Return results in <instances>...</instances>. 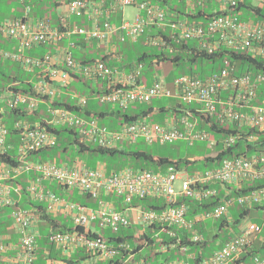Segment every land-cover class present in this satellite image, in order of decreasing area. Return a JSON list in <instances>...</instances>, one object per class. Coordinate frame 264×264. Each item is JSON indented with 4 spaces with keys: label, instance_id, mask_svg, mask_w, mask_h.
<instances>
[{
    "label": "built area",
    "instance_id": "1",
    "mask_svg": "<svg viewBox=\"0 0 264 264\" xmlns=\"http://www.w3.org/2000/svg\"><path fill=\"white\" fill-rule=\"evenodd\" d=\"M216 1L220 4L221 14L214 15L206 26L201 23L179 25L182 33L180 39H200L201 47L210 53L223 46L233 50L248 51L252 56L264 59V22L243 21L239 19L238 14L232 13L233 8L242 0ZM135 2L136 0L93 2L73 0L69 2L68 13H89L95 23L93 29L74 26L73 29L61 31L59 28L53 27L45 18L7 20L0 25L1 32L9 37H17L20 40V45L16 52H8L5 56L21 62L27 69L44 67V72L34 86L36 93L42 97L53 98L57 93L56 84L67 83L71 74L76 73L86 79H103L108 82L107 90L98 96L101 103H112L127 109L132 103H151L155 98L177 97L185 104L200 105L201 107L197 106V111L216 116L222 123L231 122L244 128L264 129V98L261 104H252V101L257 98L259 84L264 82V75L253 76L249 73L239 75L236 73L235 63L232 65L229 60L226 63L230 66H226L220 72L204 79L188 74L176 77L172 83L173 88H170L165 84L160 73L157 74L151 85L139 82L142 64H139L130 74H122L102 60L91 63L79 62L67 51L65 54L66 71L58 67V58L55 55L48 53L41 59H33L24 54V50L27 48L47 42H58L71 32L83 34L88 40L96 39L103 42L110 41L115 32L119 34L122 32L120 34L122 39L124 33L135 36L145 30L146 22L140 16H137L132 23L124 22L119 28L109 21L111 13ZM262 4L263 1L259 5L262 6ZM140 7L147 9L149 20L154 19L160 23L165 21V13L157 6H150L145 2L141 3ZM27 10L29 12L30 8L28 7ZM100 18L103 19L102 22ZM66 23V18L63 17L64 27H66ZM205 37H208V40H205ZM161 43L165 44L166 42L162 41ZM222 94H226V96L222 98ZM77 99V104L81 106L88 102V98L83 95H77ZM9 102L11 106L27 103L30 109H34L39 103V98L29 99L27 96L19 94L11 96ZM243 108L245 109L243 110ZM50 110L56 120V122L51 120L50 123L73 127L77 129L79 137L83 140L96 143L103 148L116 147L122 137L132 141L143 139L150 144L174 142L179 139H187L190 142L198 139H212L213 143L210 146L215 147L214 145L217 144V140L211 138L208 131L197 129L196 122L189 119V116L193 115L191 112L178 120L172 119L167 124L138 119L128 122L119 130H110L101 125L96 118H86L69 108L53 105L50 106ZM179 124L183 127L180 128ZM15 129L21 133L22 142L19 152L23 156L57 144L55 134L46 128L29 127L18 121L15 124ZM7 134V127L0 123V148L4 146ZM240 137V134L226 137L222 141L223 148L229 147ZM217 154L216 150V153L210 156L215 157ZM32 169L40 174L27 187L32 200L47 201L48 212L55 211L62 204L64 209L72 214L75 226L82 227V230L79 231L52 232L49 234L50 242L65 249L82 247L92 256H97L100 259L115 257L120 249H128L129 244L125 242L111 244L101 235H90V225L95 220H98L101 226L110 227L115 232L129 226L149 227L160 224L164 227H180L191 232L192 240L201 241L203 236L195 229L201 221L220 218L235 203L249 206L264 201V188L236 197L226 194L223 195L222 203L215 206L213 210L197 214L192 218H189V205L185 202L177 203L180 197L203 200L219 195L218 188L209 186L210 183L218 182L223 186L234 184L239 189L246 182L264 180V152L260 151L252 155L245 154L225 158L217 167L192 172L180 169L173 164L161 172L130 167L108 173L101 167L91 169L79 163L62 165L52 160L23 161L16 168L0 164V179L7 178L10 170H14L18 174ZM45 178L57 181L65 187H77L82 192H87L97 199V207L89 208L83 204L60 203L57 196L46 190L42 184V179ZM178 180H182L179 190L176 189ZM14 190L21 192V189L18 188ZM10 192V187L0 184V204L13 205L15 203L12 196L9 195ZM102 193L116 194L121 197V209L102 198ZM146 198L163 199L165 205L156 210L145 209L134 203V199ZM36 211L35 205L30 209L19 207L12 211V220L20 233V244L16 254L12 258H7L9 264H33L37 238L35 226L38 215ZM170 231L173 232V230ZM262 231V225L252 223L245 225L241 234L228 240L220 249L205 259L204 264H233L236 257L251 245L255 235ZM174 235L173 232L171 236ZM8 249L9 244L0 237L1 260L2 257L5 259L3 252ZM2 253L3 255H1ZM89 262L85 264H90ZM252 264H264V256L257 257Z\"/></svg>",
    "mask_w": 264,
    "mask_h": 264
},
{
    "label": "trees",
    "instance_id": "2",
    "mask_svg": "<svg viewBox=\"0 0 264 264\" xmlns=\"http://www.w3.org/2000/svg\"><path fill=\"white\" fill-rule=\"evenodd\" d=\"M174 1H177V0H151L149 1L148 4L150 6H159L160 8H162L164 12L167 14V18L170 21V23L176 22L178 20H187L188 22H197V23H201L206 26L208 25L209 21L212 19L214 15L220 14L221 12L219 11V2L216 0H209L205 2L204 4L199 3L198 0H194L195 2H194L193 10H187V6L185 5L186 1L184 0L180 1L181 3H178V4H173ZM246 9L255 14L256 21L264 22V1H263L262 6H260L258 4H254L253 2L249 0H242L237 3V5L233 8L231 12L234 14H238L239 19L243 20L242 17ZM8 19L9 18L2 19V20L0 19V25ZM152 24H156V25L151 26L150 32L149 30H147V27H148L147 26L145 30L141 32L140 34L138 33L135 36H130V39H133L135 41H137V39L140 36H145L147 38V43L145 44V46L153 47V51H145L139 56L137 61H134V62L130 61V63H128V67L130 68V70H132V68L134 67L132 71H134L139 66V64L144 65L143 70H148L151 68L155 69L158 66L160 67L164 65V63L172 64V65H180V64H186V63L188 64L200 63V70L198 72L194 71V69L191 68L188 74L204 79L214 73L220 72L226 66H230V64L226 63V61L229 60L232 63V65L235 63V70H236V73L239 75L246 74V73L253 74V76H256L257 74L264 75V59L260 57L252 56V54L248 53V51L233 50V49L220 46L216 50L210 53L206 49L201 47L200 39H196V38L195 39H191V38L180 39L179 33H177L176 31H173L172 27L170 26H167L166 28L162 27L160 24L157 23L156 20H154ZM1 34L2 32L0 28V35ZM160 40L166 41L167 46L160 43ZM205 40H208V37H205ZM155 41H157V44L154 43ZM117 54L120 55L119 52ZM108 57H109L108 55L104 56L100 60L104 61L108 66L114 67V64L116 62L115 61L109 62ZM206 62H209L212 65L210 71L208 69H207L208 71L206 70ZM218 62L220 63L219 70H217L216 66H214ZM88 63H91V61H89ZM36 70L37 68L34 71ZM0 74H1V69H0ZM143 74L144 73H142L139 78V82H142V83L146 81V78H145L146 76L145 74L144 75ZM155 74L157 75V72ZM17 76L20 78H18ZM155 76L154 78H156ZM73 77L78 78L79 75L77 76L75 75ZM79 80H82V79L79 78ZM86 80H92V79H86ZM98 80L100 81L101 79H98ZM102 81L105 82L106 80L102 79ZM68 86H69L68 83H66L65 85L63 84L64 88H67ZM6 89H9L13 93V96L22 94V95L27 96L29 99L35 97V98H39L40 100H47V98L42 97L39 94H37L36 91H34L33 83L30 81L24 80V76H21L20 72H18L16 76H13V80L10 85L6 87H0V123H5V125H7L9 129V135H10L13 133H19V131L15 129L16 122H18L19 120H23L30 124L35 119L34 116L39 118V116H41L40 115L41 113L39 112L38 109H30L27 103H24V105L19 103L15 106H11L9 102L10 95L9 93L7 94L5 93ZM75 91H76V94L85 95L83 93H80L78 90H75ZM263 92H264V82L259 84L257 98L252 101V104H261L264 98ZM100 93H101L100 91L98 92L94 90L93 92H91V94L86 95L88 97V102L83 106L75 104L72 101H68V102L53 101V104L57 106L59 105V106L69 108L77 112L78 114L83 115L86 118L105 119L106 117L110 115H115V116H118L119 118L121 116V122H120L121 126L127 124L129 121H136L138 119H147L150 115H153L155 113H160V112L164 113L165 110H169V108L167 107L157 108L153 105V103L147 104L148 105L147 108H142L140 109V111L134 112V114L129 113L130 107H128L127 109H124V108L119 107L118 105L117 106L112 105L110 109H98L99 104L97 103L96 97ZM224 97H225V94H222V98ZM123 109L125 110V112ZM172 110L174 111L173 113L175 114L174 116L176 117L186 114L188 110H191V111L193 110L197 114L200 115L202 123L199 121L198 126H197L198 129H203V130L208 131L211 134L212 138L217 140V144H215L214 146L217 148L218 154L215 157L207 155L203 157H195L193 159L182 160V159H173V158H169L166 156H156L152 154L151 152H148L145 150L128 152L126 150H122L117 147L111 148V149L103 148V147H100L96 143L83 140L81 137H79L77 133V129L73 127H69L65 125L57 126L49 122H45L44 119L41 120L42 126H44L48 131L54 132L57 135L58 137L57 145L52 148L50 147L44 150L33 151L29 153V155L34 154V153L36 154L42 153L44 151L57 148V147H61L65 151L68 149L69 146L73 145L80 152L89 151V152H94V153L99 152L102 154L108 153L110 155L130 154L136 160H142L145 162L146 166L142 164L140 168L149 169L151 165H156V169H157L156 171L161 172V171H164L165 168H167L171 164L176 165L179 168L187 169L189 171H195V170L205 171L207 169L219 166L221 162L223 161V159L225 158H230L233 156L245 155V154L250 155L252 150L255 151V153L257 151L264 152V129L260 130L258 128H248V127L244 128V127H240L237 124L231 123V122L222 123L217 119L216 116H212L204 112H198L192 106H188L183 103H178L174 105ZM180 127L182 128V125ZM238 134L241 135L240 138H238L229 147L223 148L222 141L226 137L231 136V135H238ZM250 137H254L255 140L250 141L249 139ZM50 159H46V160L41 159L40 161H47ZM202 161L203 163L201 165ZM21 163H22V160L20 158V155L18 153H15L12 149L8 148L7 145L0 148V164L1 165L7 164L9 166L16 168ZM193 165H196V166H193ZM20 173L23 174L25 173V171H22ZM39 176H36L34 179L31 180V182L33 180H36ZM12 180H15V182H17L16 179H12ZM12 180L9 177L0 179V184L6 185L11 188V192L9 193V195H11L13 199H14L13 195L16 192V191L14 192L15 188L21 189V191L25 193L26 191L29 192L27 190L28 186L22 187L19 183H17L16 185H13V183L11 182ZM220 184L221 183H218V182L209 184V186H214L215 188H218L219 195L217 196H214L208 199H203V200H196V199H190L186 197H180L177 203L185 202L189 205V210H190L189 218H192L197 214L209 212L210 210H213L215 206L222 203L224 191L222 190ZM227 186L232 191L230 195L232 197H235L241 194H248L249 192L259 189V188H264V181L257 180V181H252V182H246L242 185L241 188L237 189V187H234L233 190H232V187H233L232 185H227ZM116 198H118V196L116 195L111 196V199L116 200ZM137 202L138 204L142 205L145 209L159 210L163 208L165 205L163 199H154V198L137 200L134 203H137ZM43 204H45V207H43ZM33 205L37 207L36 212H37V215L40 216L42 215L41 214L42 208H44L47 211L48 202L45 200H39V201L32 200L31 206L27 207V209H30V207H32ZM3 206H15L14 209L22 207L19 204H17V202L14 203V205L0 204V215L2 213ZM253 206L262 208L260 203H255ZM117 208L120 209L121 207L120 208L117 207ZM250 209H251L250 207L244 206V211H242V214H240V218L237 219L235 222H233L232 225L236 227L239 226L241 223V219L249 213ZM48 216L50 215L49 214L47 215L46 212L43 215L45 219L49 220L50 222H53V219ZM220 219L221 220H220L219 227H224L225 224L226 225L229 224V220L224 215H222ZM131 227L132 226H129L128 228H131ZM151 228L157 231H161V230L165 231L162 234V237H161L162 240H160L161 245L163 244H166L167 246L173 245L175 247H178L179 250H181L184 247H190V246L197 245V244L204 247L207 245L206 243H208V240L206 238L205 240L203 238L201 241L192 240L191 232L184 228L164 227L160 224L152 225L150 226V229ZM80 229H81L80 227L74 226V227H69V229L66 228L63 231H67V230L68 231H72V230L79 231ZM195 229L196 231L202 234L203 229L200 226H196ZM170 230H173V232L175 233L174 236H171L169 234ZM123 231H125L124 228L119 233L109 234L106 237H104L102 234L100 235L106 238L109 243H115V244H118L120 242L129 243V249H120L119 253L114 258L107 260V261H102L96 264H121L123 256L124 255L126 256L127 253L131 251L130 246L132 242H134L133 239L134 238L136 239V237L133 235V232L125 236ZM149 234L153 235L154 231H150ZM90 235L96 236L98 235V233H91ZM215 236L217 237L218 234L216 233L214 237ZM0 237H2L3 240H5L3 235L0 234ZM138 238H139L138 239L139 242L144 241L145 244L147 243L151 245V244L156 243V240L154 238H150V235H148L146 231H144V233L141 234L140 237ZM143 244L144 243L140 245H143ZM138 246L136 245L135 248H137ZM248 249L249 248L247 247L242 252V258L239 260H235L233 264H240V260L246 261V263L244 264H252L254 260L257 257H259L258 253L260 251L263 252V256H264V241L261 243H258L256 251H255L256 248L250 251H248ZM84 252L86 255L84 259H86L89 257V253L86 251ZM3 253L7 254L8 250L4 251ZM3 253L1 255H3ZM162 254L163 253L155 252L154 255H151V258L162 255ZM167 255H168L166 256L167 259L175 256V254L174 255L167 254ZM197 258L200 260L204 257L198 256Z\"/></svg>",
    "mask_w": 264,
    "mask_h": 264
},
{
    "label": "crops",
    "instance_id": "3",
    "mask_svg": "<svg viewBox=\"0 0 264 264\" xmlns=\"http://www.w3.org/2000/svg\"><path fill=\"white\" fill-rule=\"evenodd\" d=\"M12 2L9 3L7 0H0V7L3 5H6L9 7L10 11H8V14L5 15L3 18L1 17L0 19H6V18H13V17H17V16H23L26 13V5L30 4L31 5V15L33 17H38V16H44L50 19L51 23L56 26L59 27L60 26V20H61V13L63 11V7L60 5L59 1L60 0H31L28 3H23L22 1H14L11 0ZM97 1V0H94ZM138 3L142 2V1H151V0H136ZM251 2H253V0H249ZM136 6V4H135ZM127 7H124L123 9H120L114 13L110 14L109 20L114 23L117 27L121 26L125 21H131L133 22L135 19V16L137 14H140L141 16H143L148 22H147V30H149V32L151 31V26H154L156 24H152L154 21L149 20L146 17V10L145 9H140L137 6V9H135L136 11L134 12H127L126 9ZM133 15L134 18L129 19L128 17H131ZM67 29H73L74 26H80L86 29H93L94 28V21L91 19L90 14L86 13V12H82L80 14H74V15H68L67 17ZM100 21L102 22L103 19L100 18ZM150 21V22H149ZM152 22V23H151ZM158 26V25H157ZM120 34H122V32H120ZM119 33L115 32L112 34L110 41L107 42H103V41H98L96 39L94 40H88L83 34H79V33H74L72 32L71 34L65 36L61 42L59 44H42L39 47H36L34 49H30L27 50L26 53L30 56H34V57H43L45 54L47 53H52L57 55L58 58V64L60 67H64V54L66 51H70L73 55V57L82 63H88L89 61L94 62L97 60H100L101 58H103L104 56H109L108 60L109 62H113L115 61L118 64H114L115 69H117L118 71H120L122 74L127 73L130 74L133 70H130V68L128 67V64H124L125 62V56L124 54L120 51L119 47H121L123 50H129V47L123 45L122 43H120V41L125 42L126 39L130 38L127 36L126 33H124L123 36L126 37L125 40L121 39L122 36ZM146 38V37H145ZM9 44L7 45L9 48V51L13 52L16 51L18 49V46L20 45V42L18 39L16 38H9ZM135 41V40H133ZM147 43V38L144 44ZM111 46V48H110ZM46 47H50L48 49H46ZM117 51V52H116ZM115 54H114V53ZM120 53V55H118L117 53ZM97 53V54H94ZM99 54V55H98ZM134 62V60H132ZM130 63V62H129ZM163 66H160V71H165V68L163 69ZM154 68L148 69L142 71V73L145 74H150L151 75V79L146 78V83L147 85H150L154 82V76L156 75L155 72L153 71ZM42 69L38 68L36 71H29L31 75L29 78H27V76H24V80L30 81V82H36L39 78V74L40 71ZM159 72V71H158ZM157 72V73H158ZM143 74V75H144ZM77 76L79 75L78 78L73 77V76ZM72 75V77L69 78L68 80V85L71 84V81L75 80L77 85L79 86H86V87H90L91 91L93 92L95 91H100L101 93L104 92V90H106L108 82L105 81L103 82L102 79L99 80H86L83 77H81L80 74H75ZM18 77V76H17ZM20 78V77H18ZM82 79V80H79ZM73 81V83L75 82ZM166 83L167 85H172L171 84V80L169 78L166 79ZM65 85V84H64ZM76 85V84H75ZM76 85V88L73 89L71 92H68V89L65 90V88L63 87V84L61 83H57V95L56 98L54 99V101H59V102H68V101H72L73 103L77 104L78 103V99H77V95L75 90H78ZM99 85V87L97 88V86ZM79 91V90H78ZM71 93V94H70ZM41 103H45V102H40L38 103V105L35 107V109L40 108ZM48 104V103H46ZM178 104V103H176ZM176 104H172L171 107H169V110H165V112L167 111H171V116L164 118V120L162 122V124H166L170 121V119L175 115L173 112V107ZM164 107V106H162ZM158 108V107H157ZM39 110V109H38ZM163 114V112H160ZM34 120L31 122L33 124H39L40 120L39 118L34 116ZM44 119V118H43ZM41 119V120H43ZM6 144L8 146V148L12 149L13 151H15L14 149L19 148V145L21 143V139H20V135L18 133H13L8 135L7 140H6ZM64 151V150H63ZM66 151V150H65ZM18 153V152H15ZM27 157V156H26ZM26 157H21V160L25 161V159L27 160ZM53 159V158H51ZM57 162L58 164H62V165H75L74 163H78V162H74V163H63V162H59L55 160H52ZM35 162V161H33ZM36 172H34V175L31 176L30 179H34L36 177ZM24 173L23 174H17L14 170H10L9 171V175L8 177L12 179H16L17 182H15V180H12L11 182L13 183V185H16L17 183H19L22 187H27L28 184L30 183L29 181H31L28 176L24 177ZM7 177V178H8ZM44 187L46 188V190H49L51 192H53L54 194H56L60 199V203L64 202V201H68V202H74V203H81L84 204L90 208H96L97 206V199L94 197L89 196L86 193H83L81 190H79L77 187H63L61 186L59 183H57L56 181H52L49 180L47 178L43 179L42 181ZM228 187V186H227ZM236 187V186H235ZM223 190V187H221ZM225 195L226 194H231L232 191L231 190H223ZM15 192V190H14ZM14 201L15 203L17 202V204H19L22 207H29L31 206V201H32V197L30 196L29 192L26 191L23 192L21 191L19 192H15L14 195ZM104 199H108L110 202L114 203L117 207H122V199L121 198H116V200L111 199V196L109 195H103ZM61 199H63L64 201H62ZM264 202V201H263ZM41 204V203H40ZM46 204V203H45ZM45 204H43V207H45ZM234 205V204H233ZM232 205V206H233ZM260 205L262 206V208H264V203ZM231 207V206H230ZM230 207L228 209V212L224 215L227 219L228 216L227 214H230ZM4 208H10L9 212H10V217L8 220L2 222V226L5 229V233H1L0 234L3 235V237L5 238V242H7L9 244V249H8V253L6 255H4L5 259L2 258L1 260V264H9L7 258L8 257H12L16 254L19 244H20V233L19 231L13 226V224H11V213L12 210L15 208V206H3L2 207V215H3V210ZM121 209V208H120ZM239 214H242L241 210ZM244 211V209L242 210ZM45 212L47 213V215L49 214L53 219V222H50L49 220L45 219L43 217V215L45 214ZM41 214L42 215H38L37 216V224L35 226V232L37 234V241H38V250H37V257L36 260L34 262V264H84L87 263L88 261H90V264H96V263H100L101 261L99 260H94V259H84L85 258V252L83 251V249L77 248L71 251H67L65 249L62 248H58L57 246L53 245L51 242H48V236L52 231H60V230H65L66 228L69 229V227H74V222L72 219V215L64 209V207L62 206V204L59 206V208H57L55 211L53 212H48L46 211L44 208H42L41 210ZM46 221V222H50V229L46 232V233H42V230H40V226L42 223H40L39 221ZM209 220L211 219H205L203 221H201L198 226H200L203 229L202 232V236L205 240L206 238V231L209 228ZM1 221V220H0ZM236 220H233L232 222H229L228 225L225 224L224 227H229L231 228V232L229 233V236L227 237V239L221 244V246L218 248L220 249L228 240H230L232 237L241 234L243 228L245 227V225H239L238 227L233 226L232 223L235 222ZM97 222L94 221L91 224V228L95 231H97ZM99 225V224H98ZM140 230H139V229ZM219 228H223V227H219ZM131 230L133 232V235L136 237V239H133L134 242H132L131 246H130V252L127 253V255L123 256L122 258V262L121 264H178L175 261L172 262V259L169 258L167 259L166 256H168L167 254L171 255V250L173 249H178V247H175L173 245L171 246H166V245H161L160 240H162V234L165 232L164 230L161 231H157L153 228L150 229V227H131ZM143 231H146L148 235H150V238H154L156 240L155 244H145L144 241H140L139 242V238L140 235L143 233ZM150 231H154V234H149ZM98 232V231H97ZM126 232V233H125ZM100 233V232H98ZM123 233L125 234V236H127L128 234H130L131 232H127V231H123ZM173 232L169 231V234L172 235ZM101 234V233H100ZM219 235V233H217ZM213 234L212 238H215ZM209 240V239H207ZM264 241V230L260 233V234H256L255 237L253 238V241L251 243V245L248 247V251L255 249V251L257 250V245L258 243H261ZM144 243L143 245H140ZM207 244V243H206ZM136 245L138 246L137 248ZM161 246V247H158ZM188 247L186 248H182L181 252H188ZM216 249V250H218ZM215 250V251H216ZM155 252H160L163 253L162 255L156 256V257H152L151 255H154ZM204 257L203 256V252H200L198 255L194 254V253H189L188 254V258H193L195 260L194 264H204V260L209 258V257H204L202 259H198L197 257ZM259 257H263V252L260 251L258 253ZM164 257V259H163ZM242 258V253L240 255H238L236 257L235 260H239ZM88 260V261H87ZM246 263V261L244 260H240V264H244ZM179 264H190L189 262H181Z\"/></svg>",
    "mask_w": 264,
    "mask_h": 264
},
{
    "label": "rangeland",
    "instance_id": "4",
    "mask_svg": "<svg viewBox=\"0 0 264 264\" xmlns=\"http://www.w3.org/2000/svg\"><path fill=\"white\" fill-rule=\"evenodd\" d=\"M9 3H11V0H7ZM14 1H18V0H14ZM262 0H253L254 4H260ZM181 3L180 1H174L173 4H178ZM185 5L187 6V10H193L194 8V1L193 0H187L185 2ZM127 12H134L136 11L135 9H137V5H128L126 8ZM8 11H10L9 7L6 5H3L0 7V18L4 17L5 15L8 14ZM255 14L249 10H245L242 19L244 21L246 20H256L255 18ZM129 19L134 18L133 15L131 17H128ZM9 38L6 37L5 35L1 34L0 35V69H1V74H0V87H6L8 85L11 84L12 80H13V76H16L18 72L21 73V76H27V78H29L31 75L28 69H25L24 67H22L21 63L19 61H16L12 58H8L6 56H4L6 53L10 52L9 48H8V44H9ZM145 41L146 38L145 36H140L137 41H133V39H126L125 42L120 41V43H122L123 45L129 47V50H123L121 47H119L120 51L124 54L125 56V64H128L130 61L134 60L137 61L139 56L145 52V51H153V47L151 46H145ZM50 47H46V49H48ZM111 48V46H110ZM97 54V53H94ZM99 55V54H98ZM118 64V63H116ZM211 64L209 62H206V70L208 69L210 71L211 69ZM214 66H216V69L219 70L220 68V63H216ZM165 68V71H160V67H156L155 69H153V71L156 73L158 71H160V74L162 76L163 79H167L169 78L171 81L175 78V77H179L181 75L184 74H188L190 69L193 68L194 71L198 72L200 70V63H193V64H180V65H172V64H167L164 63L163 69ZM207 70V71H208ZM145 71V70H143ZM146 78L151 79V75L150 74H146ZM31 79V78H29ZM75 81V80H73ZM73 81H71V84L65 88V90L68 89V92H71L73 89L76 88V81L73 83ZM146 82V81H145ZM76 84V85H75ZM99 87V85L97 86V88ZM171 88L172 85H170ZM77 88L79 90L80 93H83L85 95H89L91 94V89L90 87H86V86H79L77 85ZM73 92V91H72ZM71 92V93H72ZM70 93V94H71ZM226 95V94H225ZM54 98H56V95L54 96ZM97 99V103L99 104L98 109H110L112 104L110 103H101L98 99V97H96ZM99 101V102H98ZM49 103V102H48ZM176 103H182V100L180 98H171V97H164V98H157L155 100H153V105L155 107L161 108L162 106L164 107H171L172 104H176ZM188 106H192V107H201L200 105L193 103V104H186ZM130 109H129V113L134 114V112H138L140 111V109L142 108H147L148 105L147 104H141V103H132L129 105ZM39 112L41 113L39 116V120L41 119H46L48 121H53L56 122L54 115L52 114L51 110H50V106L49 104L46 103H41ZM124 110V109H123ZM128 111V110H127ZM125 112V110H124ZM171 116V111H167L165 113H155L153 115H150L147 120L149 122H162L164 120V118ZM97 120L101 123V124H105L110 130H119L122 128L120 122H121V116L120 118L118 116L115 115H110L108 117H106L105 119L103 118H97ZM200 122H201V118H200ZM202 123V122H201ZM57 126H62L60 124H56ZM71 136V135H69ZM213 143L212 139L209 140H195L193 142L188 141L187 139H179L176 140L174 142H167V143H148L143 139H139L137 141H132L129 138L126 137H122L118 143H117V148L122 149V150H126L128 152L130 151H148L151 152L152 154L156 155V156H166L169 158H173V159H182V160H186V159H193L195 157H203V156H207V155H213L216 153L217 148L216 147H211L210 144ZM14 152H18L17 149H14ZM258 152V151H257ZM255 154V151H251L250 155ZM27 160L25 159V161H40L41 159H50L53 158L51 160H55L59 161V162H63V163H74V162H78L79 164L82 165H86L89 168H96L101 167L107 171H113V170H120V169H125V168H140L142 166V164H145L144 161L142 160H136L132 155L130 154H116V155H110L108 153L102 154V153H94V152H80L79 150H77V148L73 145L69 146L68 149L66 151H63V149L61 147H57V148H53L47 151H44L42 153H34L31 155H28ZM200 163V162H199ZM203 161L201 162L202 165ZM196 166V165H193ZM148 169V168H145ZM150 170H153L155 172H157L156 170V165H151V167H149ZM166 170V168H165ZM196 171V170H195ZM34 169L30 170V171H25V175L24 177H27L30 179L31 176L34 175ZM192 172V171H191ZM36 176H39V174H36ZM32 180V179H30ZM43 181V179H42ZM264 181V180H263ZM31 182V181H29ZM181 185H182V180H178L176 182V189L179 190L181 189ZM232 190L234 189L235 185L231 184ZM220 186L222 187L223 184H220ZM230 189L227 186L223 187V190H227ZM231 190V189H230ZM59 198V197H58ZM60 199V198H59ZM62 201H64L63 199H61ZM264 202L262 201L261 204H263ZM247 207H250V211L249 213L244 216L241 219V225H247V224H259L262 225L264 227V208H258L256 206L253 205H249ZM10 208H4L3 210V215L1 213V218H0V231L1 233H5V229L2 226V222L6 221L9 219L10 217V212H9ZM244 209V206L235 203L233 206L230 207V214L228 213V220L229 222H232L233 220H237L240 218V211L238 210H242ZM14 210V209H13ZM12 210V211H13ZM12 214V213H11ZM11 224H14L13 220H12V216H11ZM220 218H211V220H209V228L206 231L205 235H206V239L208 240V243L206 246L202 247L200 245H193L188 247V252H181V250L179 249H173L171 250V253L175 256L174 257H170L172 259V262L175 261L176 263H185L186 261L189 262L190 264H194L195 260L193 258H188V254L189 253H194L196 255H198L200 252H203V256L204 257H209L210 255H212L216 249H218L221 244L227 239V237L229 236V233L232 231L231 228L229 227H223V228H219L220 225ZM41 224L40 226V230H42V233H46L49 229H50V222H46V221H39ZM97 224V223H96ZM240 225V226H241ZM97 231L100 232L104 237L108 236L109 234H115V233H119V232H115L112 228L110 227H101L97 224ZM238 227V226H237ZM125 231L127 232H132L131 228H124ZM219 233V235L217 237H215L214 239H212L213 234ZM38 238V237H37ZM36 238V246L38 247V241ZM135 239V238H134ZM48 242L49 239H48ZM58 248H62L65 249L62 246H57ZM161 247V246H158ZM37 250L36 249V257H37ZM164 259V257H163Z\"/></svg>",
    "mask_w": 264,
    "mask_h": 264
},
{
    "label": "clouds",
    "instance_id": "5",
    "mask_svg": "<svg viewBox=\"0 0 264 264\" xmlns=\"http://www.w3.org/2000/svg\"><path fill=\"white\" fill-rule=\"evenodd\" d=\"M19 1H22L23 3H28V2H30L31 0H19ZM71 1H73V0H60L59 1V3H60V5L63 7V11H62V13H61V20H60V26L59 27H56V26H54L52 23H51V21H50V19L49 18H47V17H44V16H38V17H33L32 15H31V5L30 4H27L26 5V13H25V15H23V16H17V17H13V18H9L8 20H10V19H15V18H23V19H30V20H36V19H39V18H45V19H47L49 22H50V24L53 26V27H55V28H59L61 31H63V30H66L67 29V24H68V21H67V17H68V15H74V14H69L68 13V4H69V2H71ZM84 1H87V2H93L94 0H84ZM97 1H99V0H97ZM178 1H182V0H178ZM184 1H187V0H184ZM194 1V0H193ZM199 1V3H202V4H204L205 2H207V0H205V1H200V0H198ZM209 1V0H208ZM262 1H264V0H262ZM149 3V1H142V2H140V3H138L137 1L135 2V3H133V4H131V5H137L138 6V8H140V9H145V8H141L140 7V4L141 3ZM195 2V1H194ZM259 5V4H258ZM128 6V5H127ZM127 6H125V7H127ZM30 8V10H29V12H28V10H27V8ZM158 8H160L159 6H157ZM124 8V7H123ZM123 8H121V9H123ZM163 12H164V10L162 9V8H160ZM118 10H120V9H118ZM117 10V11H118ZM146 10V17L149 19V14L147 13V9H145ZM219 11H221V9H220V4H219ZM116 12V11H115ZM222 12V11H221ZM221 12H220V14H221ZM114 13V12H113ZM165 13V12H164ZM137 16H140L141 18H143L144 20H145V22H146V26H145V28L148 26L147 25V20L143 17V16H141L140 14H137L136 16H135V19L137 18ZM63 17L64 18H66V27H64L63 26V24H62V19H63ZM92 19V18H91ZM135 19H134V21H135ZM93 20V19H92ZM165 21L164 22H162V23H160V22H158L157 21V23L158 24H160L162 27H167V26H170V27H172L173 28V31H176L177 33H179V36H181V28L179 27V25H181V24H184V23H186V24H191V23H197V22H188L187 20H178V21H176V22H171L170 23V21L168 20V18H167V14L165 13V19H164ZM7 21V20H6ZM110 21V20H109ZM133 21V22H134ZM152 21H154V19H152ZM256 21V20H255ZM111 22V21H110ZM126 22V21H125ZM127 22H130V23H132L131 21H127ZM150 22V21H149ZM112 23V22H111ZM115 27H117L114 23H112ZM120 27V26H119ZM119 27H117V28H119ZM70 30V29H69ZM72 33V32H71ZM71 33H69V34H71ZM3 34V33H2ZM69 34H67V35H69ZM140 34V33H139ZM3 35H5V34H3ZM66 35V36H67ZM6 36V35H5ZM127 36L128 37H130L128 34H127ZM6 37H8V38H16V39H18L17 37H9V36H6ZM63 39V38H62ZM61 39V40H62ZM122 39V38H121ZM126 39V37L124 36V38H123V40H125ZM19 40V39H18ZM61 40H59L58 42H47V43H43V44H52V43H55V44H59L60 42H61ZM162 41H164V40H160V43L162 42ZM19 42H20V40H19ZM166 42V41H165ZM155 44H157V41H155L154 42ZM42 44H39V45H37V46H34V47H32V48H27V49H25L24 50V54L26 55V56H28L29 58H42V57H34V56H30V55H28L27 53H26V51L27 50H30V49H34V48H36V47H39V46H41ZM164 45H166L167 46V44L165 43ZM19 47V46H18ZM1 51V50H0ZM17 51V50H16ZM16 51H13V52H16ZM11 52V51H10ZM67 52V51H66ZM66 52H65V54H66ZM70 52V51H69ZM117 52V51H116ZM71 53V52H70ZM114 53V52H113ZM1 54V53H0ZM48 54V53H47ZM49 54H51V55H55V54H52V53H49ZM65 54H64V67H60L59 66V64H58V61H57V65H58V67H60V68H62V69H64V70H66L67 71V69H66V65H65ZM72 54V53H71ZM115 54V53H114ZM46 55V54H45ZM44 55V56H45ZM5 56V55H4ZM55 56H57V55H55ZM73 56V55H72ZM21 63V62H20ZM22 65V64H21ZM143 65V64H142ZM23 66V65H22ZM38 69V67H33L32 69H28L29 71H34L35 69ZM115 68V67H114ZM25 69H27V68H25ZM40 69H42L41 71H40V74H39V78H40V76H41V74L44 72L43 70H44V67L43 68H40ZM143 69H144V65H143V68H142V71H143ZM158 73H160V71L158 72ZM157 73V74H158ZM76 73H72L71 74V76L70 77H72V75H75ZM141 74H142V72H141ZM141 74H140V76H141ZM189 75V74H188ZM140 76H139V78H140ZM157 76V75H156ZM155 76V77H156ZM83 77V76H82ZM162 77V76H161ZM39 78H38V80H39ZM139 78H138V80H139ZM176 78V77H175ZM154 79H156V78H154ZM37 80V81H38ZM174 80V79H173ZM173 80L171 81V84L173 83ZM36 81V82H37ZM155 81V80H154ZM164 81H165V84H167L166 83V80L164 79ZM36 82H33V85L35 86V83ZM67 83H69V82H67ZM154 83V82H153ZM152 83V84H153ZM66 84V83H65ZM144 84H146V83H144ZM151 85V84H150ZM169 86V85H168ZM170 87V86H169ZM173 87V86H172ZM35 88V87H34ZM171 88V87H170ZM106 90H107V88H106ZM106 90H104V92L106 91ZM34 91H35V89H34ZM5 93L7 94V93H9V95H10V97L11 96H13V93L9 90V89H6L5 90ZM103 93V92H102ZM101 94V93H100ZM99 94V95H100ZM56 95H57V93H56ZM79 95H81V94H79ZM98 95V96H99ZM83 96H86V95H83ZM97 96V97H98ZM226 96V95H225ZM9 97V98H10ZM87 97V96H86ZM47 98V100H40L39 99V101L40 102H45V103H48L49 104V106H53L54 104H53V101H54V97L53 98H51V97H46ZM88 98V97H87ZM162 98H164V97H162ZM171 98H177V97H171ZM154 100V99H153ZM151 103H153V101L151 102ZM151 103H142V104H151ZM183 103V102H182ZM21 104H23L24 105V103H21ZM110 104H112V103H110ZM183 104H185V103H183ZM113 106H117V105H114V104H112ZM55 107L57 106V105H54ZM59 106V105H58ZM59 107H63V106H59ZM66 108V107H65ZM194 109H196V111H197V107H193ZM35 109V108H34ZM245 108H243V110H244ZM188 112H191L193 115H191V116H189V119L191 120V121H195L196 122V127L198 126V123H199V121H200V115L199 114H197L195 111H191V110H188L187 111V113ZM199 112V111H198ZM186 113V114H187ZM186 114H183V115H181V116H179V117H176V116H173L171 119H170V121L172 120V119H175V120H178L179 118H181V117H183V116H187ZM97 119V118H96ZM147 120V119H146ZM19 121H21V122H23V123H25V124H27L29 127H39V128H45L44 126H42V123H41V120L39 121L40 123L39 124H33V123H28V122H25V121H23V120H19ZM44 121L45 122H49L48 120H46V119H44ZM130 122V121H129ZM50 123V122H49ZM100 123V122H99ZM156 123H159V122H156ZM169 123V122H168ZM4 125H5V123H3ZM16 124V123H15ZM51 124H54V123H51ZM101 124V123H100ZM162 124V123H161ZM167 124V123H166ZM54 125H56V124H54ZM61 125V124H60ZM101 125H103V124H101ZM6 127H7V125H5ZM63 126V125H62ZM65 126H67V125H65ZM103 126H106V125H103ZM179 127L181 126L180 124L178 125ZM70 127V126H69ZM107 127V126H106ZM182 127H183V125H182ZM108 128V127H107ZM181 128V127H180ZM7 129H8V127H7ZM109 129V128H108ZM197 129H198V127H197ZM17 130V129H16ZM47 130V129H46ZM199 130H203V129H199ZM17 131H19V130H17ZM206 131V130H205ZM52 133H54V132H52ZM19 135H20V139H21V142H22V138H21V133H20V131H19V133H18ZM55 134V133H54ZM8 135H9V129H8V134H7V137H8ZM55 136H56V139H57V141H58V137H57V135L55 134ZM7 137H6V140H7ZM211 138H212V136H211ZM250 139V141H253V140H255L254 139V137L252 138V137H250L249 138ZM7 141H5V143H6ZM5 145H7V144H4V146ZM20 145H21V143H20ZM20 145H19V148H18V154L22 157L23 155H21L20 154V152H19V150H20ZM57 145V144H56ZM55 145V146H56ZM54 147V146H53ZM117 147V146H116ZM116 147H114V148H116ZM48 148H50V147H48ZM52 148V147H51ZM44 149H47V148H44ZM44 149H41V150H44ZM111 149V148H110ZM39 151V150H38ZM31 153V152H30ZM29 155V153L27 154V155H24L23 157H26V156H28ZM51 160V159H50ZM22 162H23V160H22ZM30 162H33V161H30ZM36 162V161H35ZM75 164V163H74ZM86 166V165H85ZM87 167V166H86ZM98 167V166H97ZM89 168V167H88ZM91 169H95V168H91ZM180 169H183V168H180ZM184 170V169H183ZM187 170V169H186ZM107 171V170H106ZM189 171V170H188ZM108 173H110L109 171H107ZM112 172V171H111ZM57 182V181H56ZM58 183V182H57ZM222 187H224V186H222ZM69 188V187H68ZM71 188V187H70ZM79 189V188H78ZM80 190V189H79ZM83 193H85V192H83ZM30 194V193H29ZM86 194H88L87 192H86ZM89 196H91L92 197V195H90V194H88ZM102 196V198H103V195H106L105 193H102L101 194ZM113 195H116V194H112V195H109V196H113ZM224 195H225V193H224ZM117 196V195H116ZM231 196V195H230ZM232 197V196H231ZM236 197V196H235ZM118 198H121V197H119L118 196ZM59 199V198H58ZM122 199V198H121ZM147 199V198H146ZM108 200V199H107ZM138 199H134V202L135 201H137ZM143 200V199H142ZM109 201V200H108ZM65 203H74V202H68V201H64ZM75 204H81V203H75ZM136 204H138V202L136 203ZM14 205V204H13ZM84 205V204H83ZM97 205H98V203H97ZM138 205H140V204H138ZM86 206V205H85ZM140 206H142V205H140ZM242 206V205H241ZM88 207V206H87ZM143 207V206H142ZM245 207H247V206H245ZM22 208H24V207H22ZM31 208V207H30ZM90 208V207H89ZM117 208V207H116ZM144 208V207H143ZM27 209V208H26ZM70 213V212H69ZM72 215V214H71ZM73 219V218H72ZM98 224H99V226H101L100 225V223H99V221L98 220H95ZM94 222V221H93ZM92 222V223H93ZM91 223V224H92ZM75 225V224H74ZM13 226L15 227V225L13 224ZM152 226V225H151ZM101 227H103V226H101ZM132 227H134V226H132ZM150 227V226H149ZM16 228V227H15ZM81 229L80 230H82V227H80ZM17 229V228H16ZM123 229V228H122ZM121 229V230H122ZM139 229V228H138ZM18 230V229H17ZM90 230H91V232H90V234L91 233H98L97 231H95V230H93L92 228H91V225H90ZM263 230H264V227H263ZM68 231V230H67ZM72 231H74V230H72ZM52 232H56V231H52ZM51 232V233H52ZM144 233V232H143ZM142 233V234H143ZM98 235H100V233H98ZM48 238H49V236H48ZM50 241V240H49ZM7 243V242H6ZM53 245H55V246H58L57 244H54L53 242H51ZM112 244V243H111ZM129 244V243H128ZM78 248H80V249H82V247H78ZM36 249H37V246H36ZM74 249H77V248H72V249H65V250H67V251H71V250H74ZM84 249V248H83ZM129 249V248H128ZM84 251H86L85 249H84ZM87 252V251H86ZM88 254V253H87ZM6 255V254H5ZM13 257V256H12ZM12 257H8V258H12ZM3 258V257H2ZM94 259V260H100L101 262L102 261H107V260H110V259H100V258H98L97 256H92L90 253H89V257L88 258H86V259ZM114 258V257H113ZM112 259V258H111ZM1 260V259H0ZM35 260H36V250H35V259H34V262H35ZM88 261V260H87ZM34 262H33V264H34ZM89 262V261H88ZM85 264V263H84Z\"/></svg>",
    "mask_w": 264,
    "mask_h": 264
}]
</instances>
